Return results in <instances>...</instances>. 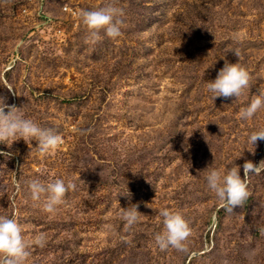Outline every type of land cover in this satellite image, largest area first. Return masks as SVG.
Returning <instances> with one entry per match:
<instances>
[{
  "label": "rangeland",
  "instance_id": "374dc122",
  "mask_svg": "<svg viewBox=\"0 0 264 264\" xmlns=\"http://www.w3.org/2000/svg\"><path fill=\"white\" fill-rule=\"evenodd\" d=\"M108 3L122 10V35L101 33L102 40L92 44L81 13ZM201 10L199 34L173 46L183 47L184 59L164 54L145 89L137 82L141 58L159 51H152L150 38L145 45L140 41L137 0H0V96L23 118L62 138L45 155L34 149L35 140L0 143V152L11 153L0 156V215L20 224L29 245L26 264H264V171L250 174L251 195L232 212L206 182L213 169L223 173L235 164L243 176L245 160H264V141L257 142L255 154L248 142L264 129V108L240 118L264 95V0H203ZM227 62L247 69L250 85L239 97L213 101L207 83ZM105 81L117 85L108 96L109 144L129 153L137 149V198L121 206L139 204L141 215L131 228L116 205L101 227L91 222L88 107L77 97L81 84ZM137 107L148 110L149 123L133 130L117 113ZM80 128L84 135L73 131ZM18 157L29 183H75L55 214L44 211L45 197L31 199L29 185L19 190ZM162 209L189 223L187 251L156 244L155 235L165 232ZM41 233L44 247L34 244ZM78 252L81 263L74 257Z\"/></svg>",
  "mask_w": 264,
  "mask_h": 264
},
{
  "label": "clouds",
  "instance_id": "9594fccd",
  "mask_svg": "<svg viewBox=\"0 0 264 264\" xmlns=\"http://www.w3.org/2000/svg\"><path fill=\"white\" fill-rule=\"evenodd\" d=\"M122 10L117 9L112 3L106 6L81 13L83 25L88 31V40L96 44L102 40L101 33L104 36L116 39L122 35L121 25L123 20ZM239 58L240 50L232 51ZM251 74L238 63H225L223 68L218 71L214 81L207 83V89L212 94L214 101L218 97L229 98L239 97L250 85ZM13 95H16L12 89H8ZM261 108H264V95H257L250 104L241 110L240 118L247 120L252 118ZM20 108L6 103V97L0 96V143L11 146L13 141L23 139L29 144L31 141H37V147L34 148L41 155L55 150L61 143L62 138L55 134L51 129L40 127L30 119H25L18 113ZM81 135L84 130L74 129ZM11 141V143H7ZM258 141H264V129L251 133L248 142L252 146V154H255V148ZM11 156V153L0 152V156ZM243 155V154H242ZM240 155L239 157H241ZM237 157V158H239ZM243 176H241V166L233 164L232 167L221 172L213 169L206 176L208 188L213 191L221 202L222 207L232 212L237 207H242L251 193L248 190V177L250 174L259 175L264 171V160L259 164H254L250 160H245L242 165ZM31 199L39 202L45 197L43 209L49 214H55L58 206L65 202L66 194L69 191H75V183L65 184L64 180L56 179L47 185L39 180H32L29 184ZM131 193L127 191L125 195L131 198ZM139 204H131L127 208H121L123 220L128 228L137 223L140 212L137 210ZM163 217L165 232L157 233L154 237L156 244L161 250L169 247L178 251H187L185 242L191 236L189 223L180 213H173L167 209L160 211ZM34 244L44 247L46 237L39 234L35 237ZM29 245L25 242L22 235V228L15 218L0 215V264H26L30 252Z\"/></svg>",
  "mask_w": 264,
  "mask_h": 264
},
{
  "label": "trees",
  "instance_id": "16d2710c",
  "mask_svg": "<svg viewBox=\"0 0 264 264\" xmlns=\"http://www.w3.org/2000/svg\"><path fill=\"white\" fill-rule=\"evenodd\" d=\"M202 4L203 0H137V33L140 35V41L145 45L144 40L150 38L153 43L150 46L152 51H159L152 56L141 58L137 82L142 83V88L151 87L150 79L158 72L156 69L160 67V63L165 61L162 60L164 54H171L173 57L176 54V57L184 59L183 47L173 51V46L183 43L189 34H199L198 23L201 20ZM115 87L117 85L111 81L81 84L77 97L80 105L88 107L85 115L91 150V176L88 178V185L93 211L91 222L94 228L108 222L105 213L110 207L116 205V210H119L128 200L137 198V149L134 153H129L123 146L115 148L109 144L114 139L109 136L108 96L113 93ZM138 92L142 94L141 91ZM117 115L133 130L149 123L146 118L148 110L138 107L137 110L127 109L125 113L118 112ZM16 159L17 178L21 183L19 190H24L30 184L29 179L22 170L23 158ZM127 191L132 194L131 198L125 196ZM82 255L79 252L74 255L76 262H83Z\"/></svg>",
  "mask_w": 264,
  "mask_h": 264
}]
</instances>
